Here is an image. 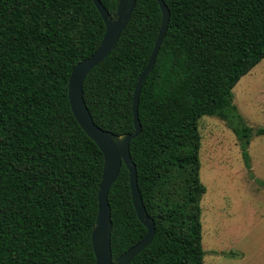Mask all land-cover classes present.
Here are the masks:
<instances>
[{
  "label": "trees",
  "instance_id": "16d2710c",
  "mask_svg": "<svg viewBox=\"0 0 264 264\" xmlns=\"http://www.w3.org/2000/svg\"><path fill=\"white\" fill-rule=\"evenodd\" d=\"M113 15L116 0H100ZM170 16L139 94L130 141L153 218L152 241L129 264H204L198 120H224L250 169L246 125L232 89L264 58V0H164ZM161 23L156 0H136L110 54L83 81L93 121L131 132L132 98ZM105 32L92 0H0V264H95L91 245L104 157L74 117L73 67ZM111 252L144 236L122 164L108 192Z\"/></svg>",
  "mask_w": 264,
  "mask_h": 264
},
{
  "label": "rangeland",
  "instance_id": "374dc122",
  "mask_svg": "<svg viewBox=\"0 0 264 264\" xmlns=\"http://www.w3.org/2000/svg\"><path fill=\"white\" fill-rule=\"evenodd\" d=\"M246 125L264 127V58L232 89ZM204 264H264V134L251 136L244 164L239 142L224 120H198Z\"/></svg>",
  "mask_w": 264,
  "mask_h": 264
},
{
  "label": "water",
  "instance_id": "95a60500",
  "mask_svg": "<svg viewBox=\"0 0 264 264\" xmlns=\"http://www.w3.org/2000/svg\"><path fill=\"white\" fill-rule=\"evenodd\" d=\"M99 11L105 32L97 49L87 58L78 62L72 69L68 79V100L71 111L86 134L98 145L103 153L104 162L97 194L98 210L91 230V245L95 256V264H129L152 241L155 223L146 212L137 182L136 165L130 154V141L141 131L138 117V101L141 87L152 71L157 53L164 38L169 22L170 12L164 0H156L161 11V23L148 62L140 73L132 98L133 130L116 134L99 127L90 114L83 96V81L86 75L103 61L116 46L121 32L125 28L134 9L136 0H116V9L111 15L100 0H92ZM128 170V179L132 204L139 221L146 232L142 239L123 252L117 259H112L111 229L112 221L108 203V192L115 182L121 165Z\"/></svg>",
  "mask_w": 264,
  "mask_h": 264
}]
</instances>
